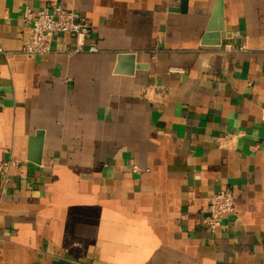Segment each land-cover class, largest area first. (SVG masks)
I'll return each instance as SVG.
<instances>
[{
    "label": "crops",
    "instance_id": "1",
    "mask_svg": "<svg viewBox=\"0 0 264 264\" xmlns=\"http://www.w3.org/2000/svg\"><path fill=\"white\" fill-rule=\"evenodd\" d=\"M218 1L0 0V264H264V0L206 38ZM53 2L90 34L30 56L24 9Z\"/></svg>",
    "mask_w": 264,
    "mask_h": 264
},
{
    "label": "built area",
    "instance_id": "2",
    "mask_svg": "<svg viewBox=\"0 0 264 264\" xmlns=\"http://www.w3.org/2000/svg\"><path fill=\"white\" fill-rule=\"evenodd\" d=\"M22 20L30 30L23 51L37 58L52 53L53 42H60V36L64 34L75 38L79 48L83 47L92 29L89 20L78 16L75 11L66 9L58 2H53L42 9H36L30 5L26 6ZM96 50L95 47L90 48L92 52ZM172 70L179 74L185 72L183 69ZM21 164L20 159L13 155L0 159V177L7 180L15 171L20 169ZM133 170L136 173L140 172L137 165L133 166ZM238 215L236 196L230 189H224L212 197L204 224L209 232L216 233L223 226V221L227 216L238 219Z\"/></svg>",
    "mask_w": 264,
    "mask_h": 264
},
{
    "label": "water",
    "instance_id": "3",
    "mask_svg": "<svg viewBox=\"0 0 264 264\" xmlns=\"http://www.w3.org/2000/svg\"><path fill=\"white\" fill-rule=\"evenodd\" d=\"M223 0H219L217 5H216V9L214 11V15H213V20H212V24L210 25L209 29H208V34L206 35V38L210 37V36H213L212 34H210L209 32H213V31H217L219 28L216 27V21L218 19H220L222 17V13H223ZM225 27H224V23L222 22L221 26H220V31H224ZM218 37V35H215ZM220 36L219 35V39H217L216 41L213 42L214 45H219L221 44V39H220ZM224 38V37H222ZM134 60H135V57L134 55L132 54H122L119 56V65L124 62V61H129L131 63V66L129 67L128 70H126L125 72L127 73H132L133 72V69H134V66H132L134 64ZM120 70V69H118ZM41 136L42 133H38V136ZM37 162L38 159H37Z\"/></svg>",
    "mask_w": 264,
    "mask_h": 264
}]
</instances>
